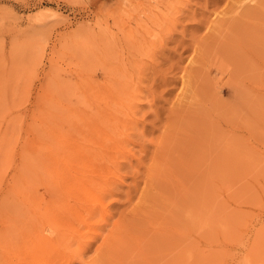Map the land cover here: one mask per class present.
<instances>
[{
  "label": "rangeland",
  "instance_id": "374dc122",
  "mask_svg": "<svg viewBox=\"0 0 264 264\" xmlns=\"http://www.w3.org/2000/svg\"><path fill=\"white\" fill-rule=\"evenodd\" d=\"M0 144V264H264V0H0Z\"/></svg>",
  "mask_w": 264,
  "mask_h": 264
},
{
  "label": "bare ground",
  "instance_id": "6f19581e",
  "mask_svg": "<svg viewBox=\"0 0 264 264\" xmlns=\"http://www.w3.org/2000/svg\"><path fill=\"white\" fill-rule=\"evenodd\" d=\"M67 109H68V107H67ZM78 109V108H77ZM63 112H65L64 110H66V109H64V107H63V109H61ZM82 110V109H81ZM80 109L77 111L78 112V114H77V118L76 119H78V124H76V126H77V129L79 128H83L84 126H88V127H90V126H92L93 124H94V116H93V114H90V113H85L86 111H81ZM61 111V112H62ZM60 113V112H59ZM63 119V118H62ZM62 121V120H61ZM69 122V121H68ZM60 124V123H59ZM55 125H56V123H55ZM51 126V125H50ZM59 126V125H58ZM61 126V125H60ZM56 127H57V125H56ZM93 127V126H92ZM91 127V128H92ZM53 128V127H52ZM58 128V127H57ZM87 128V127H86ZM76 129V130H77ZM52 130V129H51ZM76 130H75V133L78 135V137H79V132L77 133L76 132ZM81 130V129H80ZM48 131V130H47ZM57 131V130H56ZM79 131V130H78ZM55 135V134H54ZM60 135V134H59ZM53 137V136H52ZM51 137V138H52ZM67 137V136H66ZM47 138V137H46ZM58 141H59V139L58 138H56ZM61 139V138H60ZM67 140V139H66ZM48 141H50V140H48ZM48 141H46L47 142V145H48ZM61 141V140H60ZM74 141H76V140H74ZM82 142H84L85 140H81ZM45 142V143H46ZM112 142H113V144H115V142H114V140L112 139ZM53 143H54V141H53ZM80 143V142H79ZM86 143V142H85ZM84 143V144H85ZM88 143V142H87ZM108 143V142H107ZM57 144V143H56ZM90 144V143H89ZM101 144V143H100ZM113 144H112V146H111V149H113ZM87 145V144H86ZM0 146H1V144H0ZM49 146V145H48ZM51 146V145H50ZM49 146V148H50V150L52 149L51 147ZM53 146V145H52ZM91 146V145H90ZM92 146H95V145H92ZM38 148V147H37ZM42 148V147H41ZM101 148V147H100ZM99 148V149H100ZM3 149V148H2ZM60 149H61V147H60ZM108 149V148H107ZM7 150H8V148H7ZM94 150V149H93ZM48 151V150H47ZM27 152V151H26ZM37 152V151H36ZM61 152V151H60ZM86 152V151H85ZM89 152V151H88ZM70 153V152H69ZM70 154H72V153H70ZM99 153H97V152H95L94 153V155L97 157V155H98ZM61 155H63V153L61 154ZM61 155H59V157L61 156ZM52 156H54L53 154H52ZM76 156H78V155H76ZM27 157V156H26ZM35 157V156H34ZM45 156H43L42 158H44ZM57 157H58V155H57ZM33 159V158H32ZM48 159H49V157H48ZM63 159V158H62ZM42 160V159H41ZM105 160H107V159H105ZM116 161V160H115ZM48 162V161H47ZM50 162V161H49ZM97 162V161H96ZM107 162V161H106ZM110 162V161H109ZM45 163V162H44ZM46 164V163H45ZM60 164V163H59ZM107 164H108V162H107ZM106 164V165H107ZM112 164V163H111ZM62 165V164H61ZM66 165H68V164H66ZM73 165V164H72ZM93 165H94V162H93ZM110 165V164H109ZM108 165V166H109ZM50 166V165H49ZM103 166H104V164H103ZM93 167V166H92ZM45 168V167H44ZM49 168V167H48ZM104 168V167H103ZM103 168H102V172L104 171L103 170ZM87 169V168H86ZM105 169V168H104ZM45 170V169H44ZM52 170V169H51ZM51 170H49V171H51ZM110 171V170H109ZM52 172V171H51ZM51 172H48V173H50L51 174ZM90 172H91V170H90ZM106 173V172H105ZM109 173V172H108ZM111 173V172H110ZM73 174V173H72ZM56 175H58V173L56 174ZM64 175V174H63ZM97 175V174H96ZM52 176V175H51ZM94 176V175H93ZM56 178L58 177V176H55ZM96 177V176H95ZM59 178V177H58ZM57 178V179H58ZM55 179V178H54ZM51 181V180H50ZM56 181V180H55ZM94 181H95V179H94ZM57 182H58V180H57ZM43 183V182H42ZM89 183V182H88ZM58 184H60V183H58ZM58 184H56V186H58ZM66 184H67V182H66ZM65 184V185H66ZM75 184H76V182H75ZM87 184V183H86ZM72 185V184H71ZM44 186V185H43ZM46 186V185H45ZM44 186V187H45ZM51 186H53V185H51ZM90 186H91V184H90ZM47 189H49L50 187L47 185ZM61 187H62V185H61ZM56 188V187H55ZM59 188V187H58ZM66 188H68V186H66ZM70 188V187H69ZM44 189V188H43ZM51 189V188H50ZM57 189V188H56ZM55 189V190H56ZM61 189V188H60ZM71 189V188H70ZM76 189V188H75ZM38 190V189H37ZM37 190H34V191H37ZM51 190H53V192H54V189L52 188ZM73 190V189H72ZM45 191H46V189H45ZM49 191V190H48ZM47 191V192H48ZM58 191V190H57ZM50 192V191H49ZM52 192V191H51ZM50 192V193H51ZM61 192H64V191H61ZM86 192V191H85ZM49 193V194H50ZM55 193L56 192H54V196H55ZM109 193V192H108ZM43 194H45V192L43 193ZM84 194H87V193H84ZM59 195V194H58ZM57 195V196H58ZM68 195V194H67ZM47 196V195H46ZM56 196V197H57ZM85 196V195H84ZM50 197H51V194H50ZM61 197V196H60ZM86 197V196H85ZM93 197H94V195H93ZM53 198V197H52ZM58 198V197H57ZM46 199H48L49 200V196H48V198H46ZM54 199V198H53ZM44 201V200H43ZM78 202H80V201H78ZM45 203H47V202H45ZM49 203H50V201H49ZM54 203V202H53ZM65 203V202H64ZM68 203V202H67ZM66 203V204H67ZM87 203V202H86ZM98 203V202H97ZM48 204V203H47ZM56 205H58V203L56 204ZM68 205V204H67ZM73 205V204H72ZM71 205V206H72ZM85 205V204H84ZM75 206V205H74ZM73 206V207H74ZM55 207V206H54ZM58 207V206H57ZM59 208V207H58ZM76 208H77V206H76ZM77 210V209H76ZM47 211H45V213H46ZM60 212V211H59ZM58 212V213H59ZM57 213V212H56ZM32 214V213H31ZM34 214V213H33ZM56 215V214H55ZM31 216H33V218H34V215H31ZM36 217H37V215H35ZM4 217V216H3ZM63 217V216H62ZM72 217V216H71ZM80 217V216H79ZM28 218V217H27ZM31 218V217H30ZM60 218V217H59ZM42 219V218H41ZM47 219V218H46ZM81 219V218H80ZM28 220V219H27ZM32 220V219H31ZM34 220V219H33ZM78 220H79V218H78ZM36 221H38V220H36ZM85 221V220H84ZM23 223H24V221H22ZM26 222V221H25ZM29 222H30V220H29ZM28 222V223H29ZM39 222V221H38ZM37 222V223H38ZM69 222V221H68ZM82 222V221H81ZM86 223V222H85ZM72 224V223H71ZM14 225V224H13ZM30 225H31V223H30ZM29 225V226H30ZM36 225V224H35ZM49 226V225H48ZM79 226H80V224H79ZM36 227V226H35ZM78 227V226H77ZM49 228V227H48ZM50 228H52V227H50ZM57 229V228H56ZM93 229V228H92ZM33 230V229H32ZM53 230H55V228L54 229H51V231H53ZM77 230H78V228H77ZM86 230V229H85ZM34 231V230H33ZM57 231V230H56ZM31 232V231H30ZM57 232H59V231H57ZM44 233V232H43ZM77 233V232H76ZM33 239V238H32ZM57 239V238H56ZM106 239H107V237H106ZM105 239V240H106ZM110 239H112V238H110ZM59 240V239H58ZM36 241L38 242V243H36L37 245H39V246H41V247H45L46 248V246L48 247H50V245H52V238L51 237H49V235L48 236H46L45 234L44 235H40V234H38L37 235V238H36ZM33 242V241H32ZM106 242V241H105ZM36 245V246H37ZM48 247V248H49ZM39 248V247H38ZM51 248V247H50ZM49 248V249H50ZM35 250V249H34ZM33 250V251H34ZM48 251V250H47ZM51 251L52 250H50V252H49V254L51 253ZM53 251H54V249H53ZM73 251V250H72ZM72 251H70L69 250V252H72ZM44 252H46V251H44ZM73 253V252H72ZM76 255V254H75ZM16 259V258H15ZM19 259V258H18Z\"/></svg>",
  "mask_w": 264,
  "mask_h": 264
}]
</instances>
